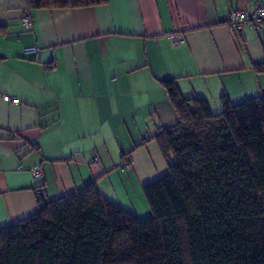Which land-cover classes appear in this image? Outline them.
I'll list each match as a JSON object with an SVG mask.
<instances>
[{
    "label": "crops",
    "instance_id": "obj_1",
    "mask_svg": "<svg viewBox=\"0 0 264 264\" xmlns=\"http://www.w3.org/2000/svg\"><path fill=\"white\" fill-rule=\"evenodd\" d=\"M256 1L42 8L27 30L26 0H0V228L37 212V189L55 200L92 181L150 217L142 187L167 172L152 135L178 120L161 81L175 78L184 97L217 109L222 95L238 104L264 91V27L231 35L223 22ZM30 45L38 51L25 55Z\"/></svg>",
    "mask_w": 264,
    "mask_h": 264
},
{
    "label": "trees",
    "instance_id": "obj_2",
    "mask_svg": "<svg viewBox=\"0 0 264 264\" xmlns=\"http://www.w3.org/2000/svg\"><path fill=\"white\" fill-rule=\"evenodd\" d=\"M161 84L178 120L152 135L167 172L142 187L151 216L105 198L95 181L55 200L39 193L36 213L0 228V264H264V91L238 104L222 95L213 112L175 78Z\"/></svg>",
    "mask_w": 264,
    "mask_h": 264
},
{
    "label": "built area",
    "instance_id": "obj_3",
    "mask_svg": "<svg viewBox=\"0 0 264 264\" xmlns=\"http://www.w3.org/2000/svg\"><path fill=\"white\" fill-rule=\"evenodd\" d=\"M224 24L228 28L231 35L241 31L244 27H251L256 31H259L261 27H264V0L254 2L248 9L242 11H231L229 12L223 20ZM20 24L24 29H30L33 24V14L28 9L25 8L23 14L20 18ZM38 51L37 46L30 45L23 48L25 55L35 54ZM3 100L11 101L13 103H18V99L14 96L8 94L2 95ZM94 161H98V157H93ZM126 166L128 164H125ZM32 175L34 178H41L42 172L39 165L32 169ZM43 192L37 189V194Z\"/></svg>",
    "mask_w": 264,
    "mask_h": 264
},
{
    "label": "rangeland",
    "instance_id": "obj_4",
    "mask_svg": "<svg viewBox=\"0 0 264 264\" xmlns=\"http://www.w3.org/2000/svg\"><path fill=\"white\" fill-rule=\"evenodd\" d=\"M211 109L213 110V112H218V111H220V110L222 109V106H221V108L217 109V108H215V107L213 106V104H212V105H211Z\"/></svg>",
    "mask_w": 264,
    "mask_h": 264
}]
</instances>
